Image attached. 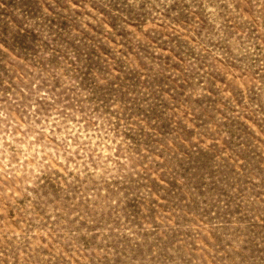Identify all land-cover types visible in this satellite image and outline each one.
<instances>
[{"label": "rangeland", "instance_id": "rangeland-1", "mask_svg": "<svg viewBox=\"0 0 264 264\" xmlns=\"http://www.w3.org/2000/svg\"><path fill=\"white\" fill-rule=\"evenodd\" d=\"M0 264H264V0H0Z\"/></svg>", "mask_w": 264, "mask_h": 264}]
</instances>
